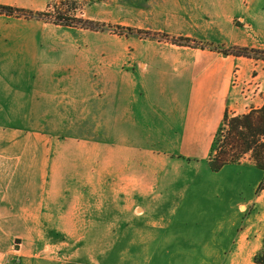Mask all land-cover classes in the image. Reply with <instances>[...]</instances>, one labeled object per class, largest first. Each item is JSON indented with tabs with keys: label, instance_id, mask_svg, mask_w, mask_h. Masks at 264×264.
I'll return each mask as SVG.
<instances>
[{
	"label": "rangeland",
	"instance_id": "374dc122",
	"mask_svg": "<svg viewBox=\"0 0 264 264\" xmlns=\"http://www.w3.org/2000/svg\"><path fill=\"white\" fill-rule=\"evenodd\" d=\"M62 1L0 0L33 13L0 14V92L9 99L0 122L52 138L47 154H38L39 172L53 168L55 175L44 176L56 183L51 195L64 196L66 207L77 205L91 219L64 225L72 239L83 236L73 247L86 252L71 259L93 261L110 248L118 261L128 249L130 259L143 246L152 249L164 233H176L199 261L229 264L223 253L243 231L254 194L264 191L258 190L261 170L245 155L212 171L210 124L185 140L180 152L185 97L153 94L141 76H129L131 57L182 54L158 44L160 38L182 43L174 36L179 33L167 31L174 26L171 2L76 0L65 15L80 19L73 26L34 18L39 11L57 16L68 9ZM157 18L165 32L148 31ZM254 71L247 72L249 80ZM232 80L237 83L236 72ZM207 98L193 97L192 103L200 107ZM159 223L168 230L158 229Z\"/></svg>",
	"mask_w": 264,
	"mask_h": 264
},
{
	"label": "crops",
	"instance_id": "0c3cea01",
	"mask_svg": "<svg viewBox=\"0 0 264 264\" xmlns=\"http://www.w3.org/2000/svg\"><path fill=\"white\" fill-rule=\"evenodd\" d=\"M158 1H169L171 3L168 2L167 6L174 9L171 14L174 26L167 31L173 29L179 33L174 36L191 41L177 44L160 38L159 45L182 54L175 57L150 55L142 59L131 57L129 76L130 73L141 76L147 89H153V94L185 97V113L180 117L178 131L182 152L183 142L195 135L199 128L204 130L210 124L213 137L224 112H247L264 103V60L220 50L232 46L264 50V0ZM153 22L148 31L165 32L160 19ZM208 47L214 49H206ZM252 59V68H248L246 62ZM252 70H255V76L249 80ZM248 71H251L250 75ZM234 72L237 73V83L232 80ZM244 82L247 85L243 87ZM204 96L209 97L205 105L199 107L192 103L193 97ZM7 101L6 93L0 92V112L7 111ZM200 115L204 119H200ZM51 139L38 132L22 133L18 125L0 122V264H91L98 260L97 264H209L208 261H199L195 250L183 248L176 233L169 236L164 233L152 249L143 246L130 259L127 249V257L123 255L121 261L116 260L111 248L106 253H97L93 261L71 259L76 253L85 251L73 247L83 236L81 233L72 239L74 236L71 238L64 225L85 224L91 219L80 214L77 205L66 207L64 196L55 200L51 195L56 183L50 184L44 176L55 175L53 168L39 172L38 154H47ZM45 160L41 157V162ZM34 166L36 169L32 170ZM254 196L243 231L223 253L224 257H230L227 259L229 264H254L252 257L261 246L264 191ZM238 206L242 212L246 210L244 203ZM93 221L95 223L96 219ZM55 225H63V229ZM166 227L164 223L158 224L162 231H167ZM205 247L208 253V247Z\"/></svg>",
	"mask_w": 264,
	"mask_h": 264
},
{
	"label": "trees",
	"instance_id": "16d2710c",
	"mask_svg": "<svg viewBox=\"0 0 264 264\" xmlns=\"http://www.w3.org/2000/svg\"><path fill=\"white\" fill-rule=\"evenodd\" d=\"M68 9L58 10V15L51 17L49 11L35 12L34 18L48 19L50 22L63 25L73 26L75 17H65L70 14V9L75 5L76 0L62 1ZM75 8V7H74ZM62 10V11H61ZM25 12L33 13L30 10L13 7L11 5L0 4V14L11 15L13 13L23 15ZM178 42L189 44L190 39L182 36L175 37ZM224 53L243 56L251 55V52L256 53L264 60V50L252 49L248 47L232 46L223 50ZM256 57V56H255ZM248 155V158L253 166L260 169L262 178L258 185V190L264 189V103L258 108H251L249 111L237 115H229L224 112L221 122L217 127L212 140L207 157L208 166L212 171H218L227 164H236ZM254 264H264V235L260 248L252 257Z\"/></svg>",
	"mask_w": 264,
	"mask_h": 264
}]
</instances>
